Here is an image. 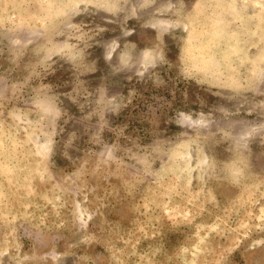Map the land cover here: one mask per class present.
Masks as SVG:
<instances>
[{
	"label": "rangeland",
	"instance_id": "rangeland-1",
	"mask_svg": "<svg viewBox=\"0 0 264 264\" xmlns=\"http://www.w3.org/2000/svg\"><path fill=\"white\" fill-rule=\"evenodd\" d=\"M0 264H264V0H0Z\"/></svg>",
	"mask_w": 264,
	"mask_h": 264
}]
</instances>
